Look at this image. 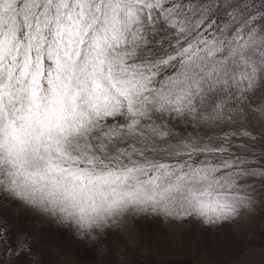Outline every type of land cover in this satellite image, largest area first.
<instances>
[{
	"label": "snow or ice",
	"instance_id": "obj_1",
	"mask_svg": "<svg viewBox=\"0 0 264 264\" xmlns=\"http://www.w3.org/2000/svg\"><path fill=\"white\" fill-rule=\"evenodd\" d=\"M5 196L80 240L264 205V0H0ZM12 228L0 264H42Z\"/></svg>",
	"mask_w": 264,
	"mask_h": 264
},
{
	"label": "rangeland",
	"instance_id": "obj_2",
	"mask_svg": "<svg viewBox=\"0 0 264 264\" xmlns=\"http://www.w3.org/2000/svg\"><path fill=\"white\" fill-rule=\"evenodd\" d=\"M14 204L0 201V219L13 232L35 237L33 248L42 264H112L117 252L126 254L129 264H264V212L250 222L225 223L218 229L189 222L181 232L156 217H130L123 233L113 226L98 239L85 234L80 240L73 225L42 224ZM104 248L108 252L98 254ZM17 264L30 262L21 256Z\"/></svg>",
	"mask_w": 264,
	"mask_h": 264
},
{
	"label": "trees",
	"instance_id": "obj_3",
	"mask_svg": "<svg viewBox=\"0 0 264 264\" xmlns=\"http://www.w3.org/2000/svg\"><path fill=\"white\" fill-rule=\"evenodd\" d=\"M4 201L7 203V204H14L15 202L17 201H13L11 198L5 196L4 198ZM15 205V204H14ZM16 208L19 209L20 211H23V212H26V213H29L31 214L32 216L36 217L39 219V221L42 223V224H45V225H52V226H67V225H71V224H64V223H60L58 222L56 219L48 216V215H45V214H42L41 212H39L38 210L36 209H33L21 202H17L16 204ZM264 212V205H261L260 207L256 208V210L252 213H245L244 215H242L239 219H236V220H233L231 222H224L222 224H219V225H215V226H207V225H204L202 224L198 219L196 218H193V217H190V218H187V219H184L182 221L180 220H174V219H169V218H164V217H161V216H152V217H156L158 218L159 220H161L164 224L165 227H169V228H175L177 229L178 231H183L185 228H188L190 227V223H192V225H197L198 227L200 228H211V229H218L219 227H221V225L225 224V223H236V222H243V221H246V222H250V220H253V219H256L257 216L260 214V213H263ZM126 220V219H125ZM122 221L119 225H116V230L119 232H122L126 229H128V224L129 222L127 221ZM75 228V226H73ZM88 235V234H87Z\"/></svg>",
	"mask_w": 264,
	"mask_h": 264
}]
</instances>
